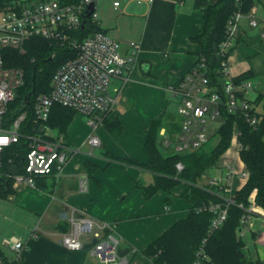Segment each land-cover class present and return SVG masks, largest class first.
Returning <instances> with one entry per match:
<instances>
[{
  "label": "crops",
  "instance_id": "0c3cea01",
  "mask_svg": "<svg viewBox=\"0 0 264 264\" xmlns=\"http://www.w3.org/2000/svg\"><path fill=\"white\" fill-rule=\"evenodd\" d=\"M21 1L33 4L32 0ZM107 1L113 22L104 24L98 17L103 31L121 43V52L125 56L130 52L127 43L135 42L140 46L126 80L113 79L109 85L110 92H116L118 98L107 122L118 121L122 131L113 134L105 126L101 129L100 125L90 130L88 123L82 122V126L76 128L74 119L77 114L64 134L51 127L53 136H61L70 148L78 149L69 157L61 175L57 179L51 178L53 187L41 191L25 184L13 185L12 192L0 198V230L12 226L16 232L13 235L24 244L18 264H101L90 254L94 242L91 235L81 238L83 247L78 251L66 250L61 245V235L68 230V218L73 209L98 226L106 225L107 228L100 233L118 239L119 249L127 251L128 264H153L142 251L174 223L184 219L190 208V204L181 198L183 190L176 194L181 185L172 190L168 201L161 191L145 199L135 184L149 185L153 175L141 168L114 161L106 153L144 163L148 159L144 133L150 122L162 114L179 120V99L169 87L180 83L198 60L200 47L194 38L203 31L202 10L218 0H153L148 5H137L132 0ZM115 1L120 3L117 8L113 7ZM252 31L246 22L241 23L238 37L227 57L228 77L233 79L251 73L252 89L246 96L250 101L262 96L261 109L258 111L256 108L258 113H262L264 38L258 35L250 37ZM162 131L167 132V127H160L159 138ZM78 132L83 135V140L79 141ZM91 135L99 139L97 147L103 151L80 153L81 146L89 145L87 139ZM220 160L221 174L218 177L222 175L224 163L244 168L239 154L231 147ZM86 161L95 166L90 177L83 167ZM81 174L88 177L86 193H81L78 188V176ZM242 187L241 182L234 180L233 189ZM159 198L165 200L163 206L159 204ZM170 198L174 202L172 208L166 204L171 202ZM166 205L169 210L162 214L161 209ZM250 221L252 227L242 236V240L249 238L250 247L244 243V251L253 260L264 261V212L258 209ZM3 238L5 236L0 237V252L13 261V252L2 244Z\"/></svg>",
  "mask_w": 264,
  "mask_h": 264
},
{
  "label": "built area",
  "instance_id": "2783aa9c",
  "mask_svg": "<svg viewBox=\"0 0 264 264\" xmlns=\"http://www.w3.org/2000/svg\"><path fill=\"white\" fill-rule=\"evenodd\" d=\"M99 0H77L75 3H61L59 0H41L36 3H26L21 0L0 10V179L9 178L13 185L25 184L35 187L36 177H52L57 179L69 157L78 152L70 148L61 136H53L49 125L53 105L72 109L86 116L88 125L94 130L114 110L117 104V94L110 92L109 85L113 79L126 80V75L135 56L139 44L127 43L129 55L121 52V43L111 38L103 31L96 13V3ZM137 5H148L153 0H132ZM251 1L247 6L246 2ZM237 10L227 23L226 35L219 44V55L223 58L222 73L225 82L222 86L224 100L219 93L207 87V79L193 70L180 83L172 85L169 90L178 97L179 129L173 135L162 131L160 138L164 148L172 149L174 154L193 152L208 142L207 125L221 115L224 108L229 114L243 113L250 125H255L258 115L253 112L246 94L251 91L249 80L235 83L228 77L227 55L232 49L240 32L241 23L246 22L251 29H258L257 35L264 38V0H235ZM94 3V11L88 17L99 29L84 38L73 35L86 23L87 7ZM120 5L113 2V7ZM85 20V23L83 21ZM44 39L60 47L75 51V57L63 62L55 71L49 93L34 95L31 100H23L24 109L10 116L11 107L18 99V91L24 86V71L13 66L5 53L13 51L22 56L26 54L27 44L33 39ZM239 133L234 130L230 147L239 154ZM24 144L20 172L4 167V157L7 165H12L11 148L19 143ZM87 143L93 148L100 145L95 136H89ZM229 147V148H230ZM176 171L183 170L181 163L176 164ZM14 169V168H13ZM204 175L201 176L203 178ZM249 174L245 168L238 169L230 163L222 166L221 177L210 179L205 185L216 189L215 194L220 202L209 203L198 208L212 213L209 231L220 228L226 220L228 208L234 204L233 182L237 180L243 185ZM202 188L207 187L201 185ZM78 188L81 193L88 190L86 174L78 176ZM240 190V189H239ZM242 208V205H239ZM166 211L169 208L164 207ZM254 197L244 209L237 235L242 237L250 230L251 215L258 212ZM73 209L68 218V230L61 235V245L69 251L82 249L83 236L91 235L94 243L90 254L101 264H128L125 256H119V241L110 234L102 235L101 230L106 225L98 226L94 221L78 215ZM33 236L37 234L33 233ZM2 244L13 252L12 260L19 262L22 258L24 244L18 237L12 236L3 240ZM0 264H5L0 258ZM193 264H211L210 258L202 247L196 253Z\"/></svg>",
  "mask_w": 264,
  "mask_h": 264
},
{
  "label": "trees",
  "instance_id": "16d2710c",
  "mask_svg": "<svg viewBox=\"0 0 264 264\" xmlns=\"http://www.w3.org/2000/svg\"><path fill=\"white\" fill-rule=\"evenodd\" d=\"M14 1L17 0H0V10ZM59 1L69 4L77 0ZM251 3V1L246 2L247 6ZM237 8L235 0H218L214 5L205 7L202 10L203 31L194 38L200 47V53L190 72L196 70L202 74L207 79V87L211 91L218 92L221 101L224 100L222 86L225 78L222 73L223 58L219 55L218 46L224 40L228 20ZM98 29L99 27L92 23L91 18H87L84 28H80L73 35L81 39ZM5 55L13 66L20 67L24 71L25 83L18 91V99L11 107L10 116L12 117L17 111L25 108L23 100L28 101L34 95L49 93L56 69L66 60L75 57L76 53L53 42L36 38L27 44L25 55L19 56L13 51H7ZM250 76L251 73H244L233 78V81L240 83L249 80ZM261 102V95L251 101L254 106L253 112H256L255 109ZM256 113L258 120L255 125H250L243 113L229 114L222 108L219 117L222 119V124L216 130L218 141L213 148L208 149L203 145L190 153L170 155H164L161 152L163 145L158 131L160 127L165 126L167 127L166 133L173 135L179 129V120L176 121L171 116L167 118L165 114H162L150 122L149 128L144 133V148L148 157L146 162L140 163L106 153L114 161L141 168L153 175L151 184H135V188L145 199L161 191L166 194V201H168L174 188L179 185L184 187L181 198L190 204L186 217L174 223L142 251L153 264H193L200 247L210 258L211 264H264V261L253 260L247 255L244 251V242L237 235L241 217L245 214L244 209L248 207L251 196L254 197L256 206L264 212V112ZM75 114L77 112L72 109L53 105L49 125L64 134ZM103 125L113 134L122 131V126L118 121L107 122V117L103 120ZM234 130L239 133V157L249 177L240 190L233 192L234 204L229 206L223 225L210 232L209 226L213 215L207 210L198 211V208L209 203L220 202L221 198L215 194L216 189L205 184L207 189H204L198 182L206 169L214 167L230 147ZM10 152L13 158L12 167L9 169L10 166L7 165V158L10 154L4 157V167L20 172L21 168L17 166L22 164L24 144L21 142L13 146ZM177 163L183 166L180 173L176 171ZM83 167L88 177L95 170V166L88 161L83 164ZM51 178L36 177L35 187L41 191L50 190L54 185V178ZM12 186L11 179L1 178L0 198L9 195L12 192ZM239 205H242V208ZM0 258L5 264H18L2 256V252H0Z\"/></svg>",
  "mask_w": 264,
  "mask_h": 264
},
{
  "label": "rangeland",
  "instance_id": "374dc122",
  "mask_svg": "<svg viewBox=\"0 0 264 264\" xmlns=\"http://www.w3.org/2000/svg\"><path fill=\"white\" fill-rule=\"evenodd\" d=\"M31 2L34 3L35 1L32 0ZM107 4H108L107 0H100V1H97L96 6H95L97 15H98L99 18L103 19L104 24L106 22H109V24L113 22V18L111 17L112 16L111 15L112 12H111V10L107 9ZM259 106L260 105L257 106L258 111L261 109V107H259ZM87 119L88 118L86 116H83V115L77 113V115H76V117L74 119V125L76 126V128H78V126H79V128L82 126L81 122L83 124L87 125ZM221 124H222V119L221 118H217L214 122L208 123V125H207V135H208L209 140L205 144L206 148L211 149V148H213L216 145V143L218 141V138H217V135H216V130ZM103 126L104 125L101 124L99 127H101V129H103ZM88 128L90 130H92V128L90 126H88ZM79 132L77 133V136H79V141H80V140H83V135L81 133H79ZM114 146L116 147V145H113V147ZM90 151L94 154V153H98V152L103 151V150L101 148H98V147L91 149L90 146L87 145V144H85V145L80 147V153H82V154H86V153L88 154ZM161 152L164 155H170V154H172V149H166L164 147H161ZM220 162H221V160L219 159L214 167L206 169V171L203 173L204 177L201 178L199 180V182H198L199 185L206 184L210 179L216 178V177H218L221 174ZM183 188H184L183 185H181V187H179L176 190V192H177L176 194L180 193V192H178L179 190H181V192H182ZM157 200H159V204L161 206H163L165 204V200H163V198H159ZM172 200L173 199L170 198L171 202L166 203L171 208H172V204H174V202ZM161 213L162 214L166 213V210L163 207L161 209ZM0 234H1L0 237L5 236V238L2 239V241H3L6 238L9 239L12 236H15L13 234H16V232L14 231V228L12 226H9V227H7V229L0 230ZM240 238L242 239V237H240ZM243 242L246 245H248V247H250V240H249L248 237H244L243 238ZM250 252H252L251 249H250Z\"/></svg>",
  "mask_w": 264,
  "mask_h": 264
},
{
  "label": "water",
  "instance_id": "95a60500",
  "mask_svg": "<svg viewBox=\"0 0 264 264\" xmlns=\"http://www.w3.org/2000/svg\"><path fill=\"white\" fill-rule=\"evenodd\" d=\"M87 9H88V12H87V14H86V18H88L91 14H92V12L94 11V3H91L88 7H87ZM83 23H85V20L83 21ZM257 33H258V29H254L252 32H250L249 33V36L250 37H253V36H256L257 35ZM33 91H34V89H33ZM94 243V242H93ZM88 246H90V245H88ZM127 251L126 250H121V249H119V251H118V255L119 256H125L127 253H126Z\"/></svg>",
  "mask_w": 264,
  "mask_h": 264
}]
</instances>
